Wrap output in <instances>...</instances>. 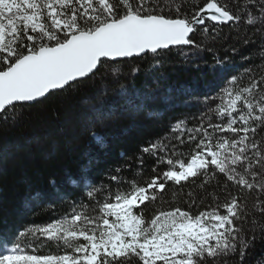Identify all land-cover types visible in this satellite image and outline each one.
<instances>
[{
	"label": "snow or ice",
	"instance_id": "1",
	"mask_svg": "<svg viewBox=\"0 0 264 264\" xmlns=\"http://www.w3.org/2000/svg\"><path fill=\"white\" fill-rule=\"evenodd\" d=\"M181 7L179 0H0V120L15 121L18 106L72 89L106 65L101 78L111 77L113 95L125 110L140 112L154 96L121 80L122 60L151 54L145 71L159 81L161 52L215 56L205 40L215 41L223 26H251L264 39V0H204L183 13ZM209 67L225 81L214 95L197 98L205 111L175 119L163 136L108 166L89 159L67 174L71 191L55 178L46 189L27 186L19 215L28 221L0 228V264H227L234 255L243 264L256 229L264 232V136L257 138L258 129L264 132V62L235 74L227 57ZM141 71L133 66L127 77ZM108 93L105 86L101 96ZM117 106L101 101L94 113L110 117ZM169 185L178 191L166 200ZM244 192L253 194L251 207ZM179 194L187 197L184 208L171 206ZM41 215L49 219L36 222ZM47 246L61 251L38 254Z\"/></svg>",
	"mask_w": 264,
	"mask_h": 264
},
{
	"label": "trees",
	"instance_id": "2",
	"mask_svg": "<svg viewBox=\"0 0 264 264\" xmlns=\"http://www.w3.org/2000/svg\"><path fill=\"white\" fill-rule=\"evenodd\" d=\"M203 3L204 0H179L182 13ZM254 31V27L243 24L223 26L215 41L205 40L206 46L213 48L215 56L204 51L185 59L176 48L161 52L164 78L159 81L153 79V74L145 71L152 63L151 54L143 58L122 60L119 67L123 69L125 76L121 80L131 83L137 89H147L154 96L140 112L125 110L122 101H118L112 93L114 84L111 77L101 78L107 65L96 76L85 79L72 89L58 91L39 103L18 106L16 111L19 116L15 121L0 120V221L6 219L8 222L7 225L0 223V228H14L17 224L28 221V218H21L19 215V206L27 186L30 185L33 190L46 189L49 180L55 178L62 190L71 191L66 184L67 174H77L89 159L108 166L119 160L121 152H135L139 145L163 136L175 119L205 111V106L198 103L197 98L214 95L224 87V76L209 67L215 58L227 57L229 63L235 66L232 74L264 62V39L259 33L253 36ZM195 38L200 42L199 34ZM245 39L250 43L245 44ZM232 48L236 49L235 53L231 52ZM184 51L188 52L190 49L186 48ZM137 65L142 68L140 74L134 78L127 77L129 69ZM105 86L109 93L101 96ZM168 89L173 90L172 103L166 99ZM184 89L191 91V97L181 95L176 98L177 91ZM101 101L108 104L115 101L118 105L115 114L98 117L94 113V107ZM150 112L159 113L158 118L150 116ZM212 122L219 121L213 118ZM189 124L191 126V121ZM93 131L104 137L103 144L94 140L91 135ZM261 136H264V132L258 129L257 138ZM187 188L185 186V192ZM173 191L178 189L169 185L165 192L166 200L172 199ZM241 197L247 199L251 207L253 194L244 192ZM186 199V195L179 194L171 206L184 208L187 206ZM210 203L209 198L200 208ZM152 211L154 209L149 205L148 212ZM47 219V215H41L36 218V222ZM259 222L264 223V217ZM247 235L252 236L253 233L249 231ZM255 237L251 247L246 250L243 264H264V232L257 228ZM60 251L55 246H47L41 248L38 254H59ZM226 259L227 264H241L238 255ZM217 264H223V261H217Z\"/></svg>",
	"mask_w": 264,
	"mask_h": 264
},
{
	"label": "water",
	"instance_id": "3",
	"mask_svg": "<svg viewBox=\"0 0 264 264\" xmlns=\"http://www.w3.org/2000/svg\"><path fill=\"white\" fill-rule=\"evenodd\" d=\"M128 59H131L132 60V58H128ZM32 104H34V103H32Z\"/></svg>",
	"mask_w": 264,
	"mask_h": 264
}]
</instances>
